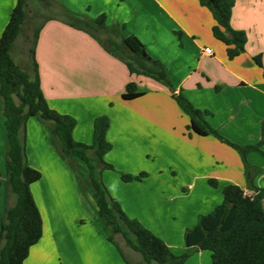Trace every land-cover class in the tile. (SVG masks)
<instances>
[{
  "label": "crops",
  "instance_id": "crops-1",
  "mask_svg": "<svg viewBox=\"0 0 264 264\" xmlns=\"http://www.w3.org/2000/svg\"><path fill=\"white\" fill-rule=\"evenodd\" d=\"M54 1L90 18L105 14L108 26L119 25L124 37L139 38L147 54L166 67L175 94L182 93L194 107L208 111L207 122L224 139L238 145L261 140L264 70L254 58L261 56L264 65V0H234L231 26L247 35L245 51L234 59L213 36L215 20L199 0ZM16 3L0 0V35ZM206 47L212 55L203 52ZM35 56L50 107L77 121L75 140L91 144L95 118H110L107 139L113 147L105 158L119 166L118 172L104 171L102 180L125 213L162 238L175 254L186 250V229L222 203L224 186L247 190L244 165L235 149L189 129L190 118L167 86L131 74L89 34L49 20L40 30ZM130 82L145 95L125 100ZM7 152L0 98V229L8 204L15 199L9 198ZM26 155L28 164L42 175L31 191L42 215L43 235L25 264H127L98 229L92 192L79 186L78 173L85 182L87 167L78 162L75 173L55 149L49 128L35 117L26 124ZM248 161L264 169L260 153H249ZM142 172L147 176L141 181L121 179V174ZM209 179L219 186L212 187ZM254 182L262 187L264 175ZM132 256L131 263H142V257ZM184 264H213L211 253L194 251Z\"/></svg>",
  "mask_w": 264,
  "mask_h": 264
},
{
  "label": "trees",
  "instance_id": "trees-1",
  "mask_svg": "<svg viewBox=\"0 0 264 264\" xmlns=\"http://www.w3.org/2000/svg\"><path fill=\"white\" fill-rule=\"evenodd\" d=\"M48 1L59 6V12L46 18L34 30L30 48L31 72L17 65L12 56L13 45L27 16V0H17L9 22L0 35V98L7 131V177L9 198H15L14 202H9L1 224L0 264H25L31 247L43 235L42 215L31 191V185L40 180L42 175L28 164L26 155V124L31 117L37 118L49 128L55 149L69 166L76 168L77 163L82 162L87 167L88 174L82 189L92 192L97 215L109 230L107 239L127 264L133 263L127 260L120 244L116 242L117 236L140 253L142 263L139 264H184L194 251H209L213 264H264V184L258 187L254 182L256 176L264 175V169L255 167L248 161L251 152H258L264 157V120L258 143H231L209 125L205 118L208 111L194 107L182 93L175 94L166 67L147 54L145 45L139 38L133 35L124 37L119 25L108 26L105 14L90 18L72 12L54 0ZM199 3L210 10L215 20L213 36L227 46L229 58L234 59L243 53L247 35L231 26L234 0H199ZM49 20L61 21L89 34L108 53L122 60L131 74L149 77L167 86L177 105L190 118L189 129L201 136H215L240 155L245 169L247 191L251 196L245 195V190L238 185L224 186L222 203L211 212L200 215L197 223L186 229V250L182 254H175L162 238L138 220L130 218L104 184L102 172L115 170L104 159L113 147L107 139L110 118L107 115L95 118L92 143L86 144L74 138L76 119L50 107L41 88L35 56L40 30ZM254 61L264 70L261 56L255 57ZM143 95L145 93L139 91L138 85L130 82L123 98L133 100ZM146 176L145 172L138 175L121 174V179L129 183L141 181ZM209 184L212 187L219 186L215 179H209Z\"/></svg>",
  "mask_w": 264,
  "mask_h": 264
},
{
  "label": "rangeland",
  "instance_id": "rangeland-1",
  "mask_svg": "<svg viewBox=\"0 0 264 264\" xmlns=\"http://www.w3.org/2000/svg\"><path fill=\"white\" fill-rule=\"evenodd\" d=\"M27 3H28L27 8H26L27 16H26L25 22L22 26L21 33L16 40V44L14 46L12 56H13L15 62L17 63V65H19L21 68H25L27 71L31 72L30 48L32 47L34 30L36 28H38L45 21L46 18L57 14L59 12V6L54 5L53 2L48 1V0H45V2H42L41 0H27ZM104 159L106 160V162H108L106 158H104ZM108 163L114 166L116 171L112 170L113 172L114 171L118 172L116 167H115V166H119L118 161H114L112 159V161H110ZM73 170L75 171V173H78V171H79L77 167L76 168L73 167ZM104 171H107V170H104ZM103 172H102V174H103ZM78 174H79L78 183L82 189V186H83L82 184L84 183L83 177H82L83 175L81 173H78ZM175 179H178V177H176ZM85 181H86V178H85ZM86 190L82 189L83 192ZM96 223H98V225H99L98 229L103 234H105V237L107 239V236L109 234V230H107L104 227V225L101 221L99 222L97 220ZM117 238H115V240H116V242H118V244H120V247L123 250L127 260L134 262L132 255H135V258H136L135 260L141 259L140 253L132 252L124 245V241H123L122 237L117 236ZM119 241H121V242H119ZM131 253H132V255H131ZM136 264H139V261Z\"/></svg>",
  "mask_w": 264,
  "mask_h": 264
},
{
  "label": "built area",
  "instance_id": "built-area-1",
  "mask_svg": "<svg viewBox=\"0 0 264 264\" xmlns=\"http://www.w3.org/2000/svg\"><path fill=\"white\" fill-rule=\"evenodd\" d=\"M203 52L206 54V55H212L213 54V51L210 47H206L205 49H203ZM245 195H249L251 196V194L245 190Z\"/></svg>",
  "mask_w": 264,
  "mask_h": 264
}]
</instances>
